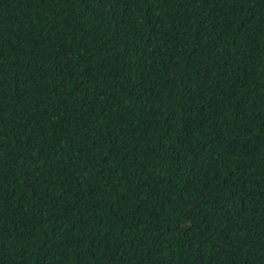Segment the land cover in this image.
I'll list each match as a JSON object with an SVG mask.
<instances>
[{"label": "trees", "instance_id": "trees-1", "mask_svg": "<svg viewBox=\"0 0 264 264\" xmlns=\"http://www.w3.org/2000/svg\"><path fill=\"white\" fill-rule=\"evenodd\" d=\"M0 264H264V0H0Z\"/></svg>", "mask_w": 264, "mask_h": 264}]
</instances>
